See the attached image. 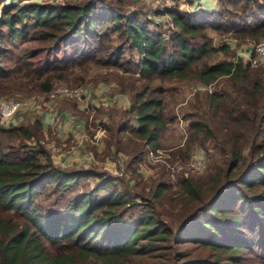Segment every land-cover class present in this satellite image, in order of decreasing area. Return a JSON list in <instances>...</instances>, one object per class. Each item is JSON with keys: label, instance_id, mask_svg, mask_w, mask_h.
Listing matches in <instances>:
<instances>
[{"label": "trees", "instance_id": "1", "mask_svg": "<svg viewBox=\"0 0 264 264\" xmlns=\"http://www.w3.org/2000/svg\"><path fill=\"white\" fill-rule=\"evenodd\" d=\"M106 1L31 0L4 7L0 99L22 91L46 93L63 81L84 85L92 65L128 73L117 82L130 99L122 107L108 106L121 117H110L105 141L118 151L127 140V168L135 173L148 150L161 147V135L175 119L155 80L208 85L225 78V88L206 96L210 124L197 107L184 116L191 130L186 148L208 141L219 162L206 176L180 174L178 189L159 179L149 190L132 193L120 189V179L111 174L55 164L43 144L3 142V136H44L40 118L1 126L0 264H264V70L235 55L208 62L217 52L228 54L230 44L216 46L204 32L264 37V0H217L216 12L167 9L178 27L167 39L143 10L128 13ZM240 10L250 14L241 21L229 18ZM115 34L120 41L111 44ZM6 38L31 43L13 66L3 64L10 51ZM128 51L136 58H126ZM70 103L77 108V101ZM92 177L94 186L74 195L64 211L44 209L37 201Z\"/></svg>", "mask_w": 264, "mask_h": 264}, {"label": "rangeland", "instance_id": "2", "mask_svg": "<svg viewBox=\"0 0 264 264\" xmlns=\"http://www.w3.org/2000/svg\"><path fill=\"white\" fill-rule=\"evenodd\" d=\"M29 1L31 0H0V10H1L0 16L3 13L4 7H6L8 4H12V3L23 4ZM33 1H44L52 4H61L64 2H80L82 0H33ZM205 1L209 7H211L212 4L214 3L213 4L214 6L212 8L215 9L216 6H218V9L216 11L219 10L220 5L219 2H217V0H205ZM199 2L202 3V0H123V2H120L119 0L108 1V3L111 6H113V8L119 10L122 9L128 13L136 9L143 10L144 12H146L147 15L150 16L152 22L155 23H157L156 19H159L161 21H165L167 19L168 22L173 21L171 16L168 15L166 12L167 9H171V8H177L179 10L198 13L199 11H197V4ZM161 7L163 8V10L159 12L160 14H156L157 13L156 8H161ZM235 11L236 8L231 9V12H235ZM239 14H241L238 15L241 18H237L238 16H230L229 18H231L232 20L238 19L237 21H241L245 19L243 16L250 14V11L243 12L242 10H240ZM151 27L153 28L154 26ZM175 28L176 31H178V27L176 25ZM158 29L162 30L163 39H167L172 35V34L170 35V33L167 31V28L165 26L159 24ZM204 32L208 37L212 39L213 44H215L216 46L223 43L230 44V50L228 54H224L223 52H217L215 55L210 56L208 62H214L220 60L223 57L232 58L234 55L235 57H237L239 52H241L244 49L252 48L254 42L264 39V37H260L258 40L249 39V38H239L234 34L235 32L234 30L227 31V30L208 29ZM119 41L120 39H118L116 34L112 36L111 44L119 43ZM4 44L7 48H9L10 51L3 59L4 60L3 64L4 66H13L17 61V59H19L21 55L24 53L25 48L29 46L31 43L22 42L19 39L8 40V38H6ZM128 52L129 53L127 54L126 58L130 56H134V58H136V55H133V53H131L130 51ZM251 67H256V68L258 67L264 70V63L258 66H251ZM137 73L138 72L134 73V77L136 78L140 76V73L139 75ZM121 76H128V73H123V71L118 70L111 66L92 65L88 69V75L86 77L85 84L77 87H83L91 94L88 97L89 99H87L86 101L87 104L86 107L90 108L91 107L90 105L94 107V109L91 110L94 113V116L91 119L90 117L88 118L89 121L85 123V128L79 126L78 127L69 126V128H71L69 129L70 136H67L65 139L66 140L65 143H67L66 146L60 145L56 138V135L51 134V131L50 130L48 131L47 129L44 130L43 132L44 136H40V137L33 136L28 141L27 140L23 141L20 138L12 139L3 136L2 137L3 142L5 143L10 142L15 145H17L20 142L22 143L29 142L30 146L31 145L35 146V144H43L45 146V143L53 141L56 142L58 145H60L63 151H71L72 154H74L76 151H80L81 150L80 148L87 143L88 145L86 146V148L91 149L90 151L94 155V160H90V162H86L87 163L86 168H94V170L98 172H104L106 174H111L113 176L118 177L120 179V183H119L120 189L126 188L130 190L132 193L143 192V189L147 191L153 185V182L159 179L167 181L169 184H172V189H178L179 186L177 185V180L180 174L170 173L167 170L166 166L161 162H157L154 164L149 162L147 159H145V161L143 160L137 166L136 172L135 173L131 172L128 177H124L120 174H116L115 172H110L109 170L103 167L106 161L110 159H116L118 156L120 157L124 156L125 165L127 168L128 153L125 152V150L128 149L129 147L127 140H123V144L120 145L121 147H123L124 145L125 147L124 150L123 148H121V150L118 151L116 150L115 146L108 147L105 141L108 136L107 127L113 124L111 122V119H116L121 117L120 116L121 113L119 112V110L117 109L113 110L114 107H111L110 109L108 108V106L117 104L118 106L120 105L122 107L125 106L124 104L130 99L129 95L120 92L119 84L117 81L120 80ZM66 83H67L66 81L58 82L55 86L61 84L67 85ZM153 85L157 88H161L165 90L163 93H161V96H164L166 112L168 116H173V117L175 116L174 121H172L169 124L166 131H164L161 135V147L172 148L174 150L175 156H178L179 159H181L184 162L188 160L187 158H189L190 153L196 150H202L207 158V166L205 170L200 173H192L189 175L195 177L206 176L212 170L214 164L219 162L216 156L211 157V155L214 154L216 150L211 145L208 144V141L206 146L203 147L196 144L194 147L190 149L186 148V144L188 143V136L191 130L188 127V119L184 118V116L188 114V112L193 110L194 107H197V110L199 111L201 118L206 120L207 123L210 124L213 121V116L211 110L206 104V96L207 93L213 92L216 89H220L222 87L225 88L226 87L225 78L217 79L213 84H208V85H205L200 81H196L192 79H179V78L157 79L155 80ZM98 91H100L99 94L101 95L95 97ZM37 94H41V93H36V94L25 93L22 91L16 94L7 95L2 99H6V98L26 99ZM124 99L126 101L125 103H124ZM66 100L67 101L70 100V101L66 102ZM72 100L78 102V100L76 99H62L55 101L52 106L53 108L49 109L48 117L50 118V120H52V117L56 115V112L59 111V109H62L63 107L66 108L67 106H69V103ZM98 106H103L104 109H99ZM85 115L89 116L87 113H85ZM26 116L35 118L38 115L35 111L24 110L22 115L19 116L12 125H19L22 122L24 123L26 120L21 118H25ZM62 119H64L62 116L61 117L60 115L57 116V119L55 121V129L57 130L62 129L61 128L63 124ZM72 119L73 118H70L69 122H71ZM93 119L97 120L95 124H93ZM93 125L94 126L97 125V126H95L94 128ZM100 129L105 130L104 135L98 133V130ZM75 133H86V134L89 133L92 136V138L95 134L98 133V137L95 139V143H92L91 141L89 142L87 141L85 143H82V146L73 147L70 142V137H72L73 134ZM101 143H103L105 147H103L100 150H97V147L98 149L100 148ZM45 148L49 150L46 146ZM79 167L84 168L85 166L81 165ZM96 181L97 179L94 177L85 179L81 181L73 189L67 190L62 194H58L56 192H49L40 195L38 196L37 201L44 209L64 211L66 209L67 203L74 195H76L80 191H86L91 189Z\"/></svg>", "mask_w": 264, "mask_h": 264}, {"label": "built area", "instance_id": "3", "mask_svg": "<svg viewBox=\"0 0 264 264\" xmlns=\"http://www.w3.org/2000/svg\"><path fill=\"white\" fill-rule=\"evenodd\" d=\"M161 10H163L162 7L156 8V14H160L159 12ZM156 21L158 24L165 26L170 35L176 31L174 21L168 22L167 19L165 21L156 19ZM237 57L248 61L251 66H258L264 63V39L254 42L252 48L242 50L238 53ZM137 74L139 75V72ZM90 95L91 94L83 87H70L68 85L61 84L55 86L46 93L37 94L26 99H0V127L12 125V120L18 118L20 113L22 115L24 110H32L35 112L42 110L49 111V109L53 108L52 106L55 101L62 99L78 100L84 110L90 115L91 119L94 115L91 110H93L94 107L92 105H90V108L86 107V101L89 99L88 97ZM104 132L105 130L103 129L98 130V133L101 135H104ZM98 133L95 134L93 138L89 133H75L72 137H70V142L73 147L82 146V143L87 141L95 143ZM45 146L49 149L50 156L55 164L64 167L71 165L69 161H66L63 158L64 151L56 142H47L45 143ZM146 159L154 164L161 162L166 166L170 173L182 174L184 176L192 173L203 172L207 166V158L202 150H196L190 153L189 158H187L188 160L184 162L179 159L178 156H175L172 148L160 147L148 150ZM85 160L89 162L90 160H94L93 153H88V155L85 156ZM103 167L110 172H115L116 174H120L124 177H128L131 173V171L126 168L124 156H118L116 159L106 161Z\"/></svg>", "mask_w": 264, "mask_h": 264}, {"label": "crops", "instance_id": "4", "mask_svg": "<svg viewBox=\"0 0 264 264\" xmlns=\"http://www.w3.org/2000/svg\"><path fill=\"white\" fill-rule=\"evenodd\" d=\"M213 4H212L211 7H209L207 5L206 1L202 0V3L199 2L197 4V11H199V12H215L218 9V6H216V8L213 9L212 8L214 6ZM99 92L100 91H98L96 93L95 97L96 96L98 97V96L101 95V94H99ZM125 102L126 101L124 99V103ZM102 105H105V104H102ZM84 111L85 110L82 107V105L79 104V102H77V108H71L69 106H67L66 108L63 107L62 109H59V111L56 112V115H54L52 117V120H50V118L48 117L49 116V111L48 110L36 112L37 115H38L36 117L40 118L43 121V124H45L44 125L45 130L46 129L48 131L50 130L51 134H53V135L55 134L56 135V138L59 139L58 142H59L60 145L66 146L67 143H65V141H66L65 139H66L67 136H70V130L69 129H71V128H69V126H75V127L79 126V127L85 128V123H87V121H89L88 118L90 117V115L88 114L89 116L87 117L85 115ZM58 114L60 115V117L62 116L64 118V119H62V123H63L62 126H64V127L61 126V128H62L61 130L55 129V121L57 119V116H59ZM30 118H32V117L26 116L25 118H21V119L28 120ZM70 118H73L71 122H69ZM16 119L12 120V123H14L16 121ZM87 145L88 144L86 143L83 147L80 148L81 149L80 151H76L74 154H72L71 151H64L63 158L66 161L70 162L71 165H69V166H72V165H76V166L84 165L85 167H87V163L86 162H89V161L85 160V156L88 155V153L91 152L90 151L91 149L86 148ZM103 147H105V146L103 145V143H101L100 148L98 149V147H97V150H100Z\"/></svg>", "mask_w": 264, "mask_h": 264}]
</instances>
